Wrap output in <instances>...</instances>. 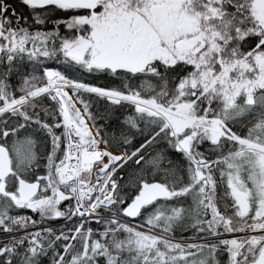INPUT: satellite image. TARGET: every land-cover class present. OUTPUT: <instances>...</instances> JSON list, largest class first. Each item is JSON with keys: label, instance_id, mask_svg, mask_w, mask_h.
I'll return each instance as SVG.
<instances>
[{"label": "snow or ice", "instance_id": "1", "mask_svg": "<svg viewBox=\"0 0 264 264\" xmlns=\"http://www.w3.org/2000/svg\"><path fill=\"white\" fill-rule=\"evenodd\" d=\"M262 9L0 0V264H264Z\"/></svg>", "mask_w": 264, "mask_h": 264}, {"label": "trees", "instance_id": "2", "mask_svg": "<svg viewBox=\"0 0 264 264\" xmlns=\"http://www.w3.org/2000/svg\"><path fill=\"white\" fill-rule=\"evenodd\" d=\"M12 2L15 3V4H19V0H12ZM24 11H25V9L18 8V13H19V12H24ZM101 83H103V81H101ZM170 158H172V159L174 160V162H175L178 166L180 165L181 160L183 159V157L180 156L179 154H174V155L170 156ZM221 191H222V189H221ZM21 214H31V213L26 211V212H22ZM31 215H33L34 218H38V217H36L34 214H31Z\"/></svg>", "mask_w": 264, "mask_h": 264}, {"label": "rangeland", "instance_id": "3", "mask_svg": "<svg viewBox=\"0 0 264 264\" xmlns=\"http://www.w3.org/2000/svg\"><path fill=\"white\" fill-rule=\"evenodd\" d=\"M262 11H264V9H262Z\"/></svg>", "mask_w": 264, "mask_h": 264}]
</instances>
